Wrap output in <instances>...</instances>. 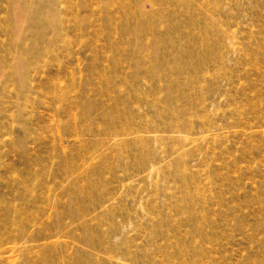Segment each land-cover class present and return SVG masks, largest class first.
<instances>
[{
  "label": "rangeland",
  "instance_id": "obj_1",
  "mask_svg": "<svg viewBox=\"0 0 264 264\" xmlns=\"http://www.w3.org/2000/svg\"><path fill=\"white\" fill-rule=\"evenodd\" d=\"M0 264H264V0H0Z\"/></svg>",
  "mask_w": 264,
  "mask_h": 264
}]
</instances>
